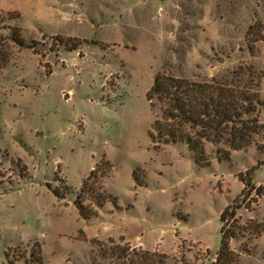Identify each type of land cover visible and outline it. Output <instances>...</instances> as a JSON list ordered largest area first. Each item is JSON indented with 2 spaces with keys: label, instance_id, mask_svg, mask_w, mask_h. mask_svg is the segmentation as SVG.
<instances>
[{
  "label": "rangeland",
  "instance_id": "1",
  "mask_svg": "<svg viewBox=\"0 0 264 264\" xmlns=\"http://www.w3.org/2000/svg\"><path fill=\"white\" fill-rule=\"evenodd\" d=\"M163 71L264 102V0H0V264L214 263L253 169L226 229L234 264H264V130L207 165L155 143Z\"/></svg>",
  "mask_w": 264,
  "mask_h": 264
},
{
  "label": "trees",
  "instance_id": "2",
  "mask_svg": "<svg viewBox=\"0 0 264 264\" xmlns=\"http://www.w3.org/2000/svg\"><path fill=\"white\" fill-rule=\"evenodd\" d=\"M58 39L62 43V39ZM19 43L25 46L22 41ZM166 72H160L156 76L147 94L151 106L157 113L156 120L152 124V137L155 143L186 144L189 150L196 154L200 165H207L209 160L204 152L206 143L218 147L219 159L226 160L229 159L231 151L248 149L255 143L254 136L259 133V130H264V124L259 117V107H263L264 102L258 96L252 97L244 92H235L220 83L214 86L204 82L193 83L173 77ZM255 170L239 176L240 181L245 185L241 199L229 205L221 213L222 240L216 261L211 264L235 263L230 242L236 238V235L227 230L226 225L227 222L236 218L238 211L243 208L242 203L251 192L261 194L260 188L256 190L253 183ZM95 171L84 183L81 194L86 191L89 193L87 185L92 181L91 178L96 179ZM64 187L65 193L55 190L57 198L66 199L70 194L71 188L67 184ZM92 191L95 192L93 188ZM80 195L75 202L77 209L82 218L89 219L97 214L95 206H100L103 202L100 200L101 190L94 195H87V200L91 203L88 205L84 204V199ZM156 255V253L146 252L145 257L138 264H151L148 257L154 258Z\"/></svg>",
  "mask_w": 264,
  "mask_h": 264
}]
</instances>
